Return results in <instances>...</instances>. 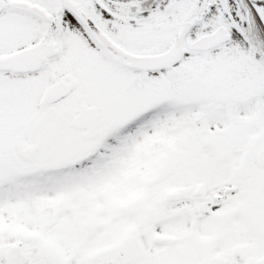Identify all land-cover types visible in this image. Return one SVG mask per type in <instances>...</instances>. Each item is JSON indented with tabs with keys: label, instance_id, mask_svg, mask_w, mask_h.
Returning <instances> with one entry per match:
<instances>
[{
	"label": "snow or ice",
	"instance_id": "1",
	"mask_svg": "<svg viewBox=\"0 0 264 264\" xmlns=\"http://www.w3.org/2000/svg\"><path fill=\"white\" fill-rule=\"evenodd\" d=\"M0 264H264V0H0Z\"/></svg>",
	"mask_w": 264,
	"mask_h": 264
}]
</instances>
